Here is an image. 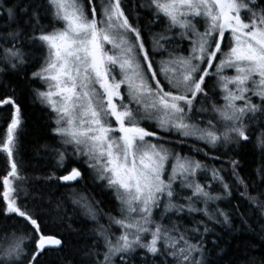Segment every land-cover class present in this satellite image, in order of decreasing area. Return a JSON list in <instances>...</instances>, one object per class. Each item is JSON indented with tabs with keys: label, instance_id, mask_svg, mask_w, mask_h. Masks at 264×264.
Instances as JSON below:
<instances>
[{
	"label": "snow or ice",
	"instance_id": "1",
	"mask_svg": "<svg viewBox=\"0 0 264 264\" xmlns=\"http://www.w3.org/2000/svg\"><path fill=\"white\" fill-rule=\"evenodd\" d=\"M125 7L0 0V74L19 75L30 58L39 65L24 77L53 116L56 144L45 145L53 171L36 179L79 183L82 161L118 202V215L101 223L87 197L73 200L95 223L81 264H207L209 225L231 223L212 205L235 190L264 215V191L251 194L234 158V147L252 143L261 155L252 185L264 186V0H141L135 21ZM171 65L179 72L169 75ZM8 87L0 82V106H10L0 142L10 166L0 177V264H43L63 242L46 232V213L20 186L22 111ZM190 140L204 159L183 154Z\"/></svg>",
	"mask_w": 264,
	"mask_h": 264
},
{
	"label": "trees",
	"instance_id": "2",
	"mask_svg": "<svg viewBox=\"0 0 264 264\" xmlns=\"http://www.w3.org/2000/svg\"><path fill=\"white\" fill-rule=\"evenodd\" d=\"M139 3L141 0H124L125 11L133 21L136 16L133 5ZM140 15V23L148 25L150 15L145 14L144 10H140ZM2 23L4 21L0 20V24ZM157 30L153 28V31ZM39 55V53H33L34 57ZM166 57L167 53L164 55V58ZM159 58L162 57L158 54L155 60L159 61ZM38 66V63L30 58V66L20 70L19 75L13 72L0 74V82L9 86L7 91L12 93L13 89L15 90L14 95L22 111L23 122L17 136L15 154V159L21 165V175L26 178L20 186L28 189L29 203L35 201L46 213V232L62 239L63 242L62 248L49 251L41 257L43 264H81L85 252L93 243L91 230L95 227V223L89 219L80 205L73 203L74 199H78L75 195L87 196L89 202L100 213L101 223H107L106 213L111 212L113 215H118V202L114 194L102 187L98 181H94L91 172L80 163L79 166L84 168V179L75 185L36 179V177L49 175L53 171L55 160L52 158L50 148H45V145L56 144L51 131L54 127L53 116L49 109L34 100L32 89L36 85L24 77L25 72L30 76ZM7 108L10 106H0V142L7 129V122L3 119L7 115ZM196 143L204 147L203 144ZM192 144L190 140L183 145V154L193 155L196 159H204L202 153L196 154L191 151ZM176 150L180 151V146H176ZM234 151L236 153L234 158L241 161L240 173L248 181L251 194L255 196L258 190L264 191V186L257 189L252 185V181L256 178V169L261 161L259 150L254 148L252 143H248L234 147ZM208 163L212 162L208 161ZM72 165L77 166V164H70L69 171ZM8 171H10V166L7 155L0 151V177L6 175ZM65 173L64 170H57V175ZM73 186L76 187L73 188ZM0 191H2V181H0ZM237 205H239V211L235 210ZM217 206L230 213L231 223L216 224L214 227L209 225L213 231L207 235L205 243L204 258L207 264H251L253 259L255 264H262L264 261V215L254 210L235 190L229 199L212 205L213 208ZM139 254L138 252L137 255Z\"/></svg>",
	"mask_w": 264,
	"mask_h": 264
},
{
	"label": "rangeland",
	"instance_id": "3",
	"mask_svg": "<svg viewBox=\"0 0 264 264\" xmlns=\"http://www.w3.org/2000/svg\"><path fill=\"white\" fill-rule=\"evenodd\" d=\"M99 3H100V0H99ZM203 30V28L201 27V31ZM108 47L109 48H111V45H108ZM185 48H187V44H185ZM182 55H187L188 53H187V51H184V53H181ZM164 59H167V57L166 58H164ZM161 60V58H159V61ZM160 71V68H159V66L157 65V72H159ZM168 72H169V75H173V74H175V73H177V72H179V67L177 66V65H171V66H169V68H168ZM228 74H232V71L231 70H228ZM161 78L163 79V76H161ZM83 167H86V166H84L83 165V163H82V161L81 162H79ZM54 164H55V162H54ZM73 164H75V163H73ZM72 167V166H71ZM90 171V170H89ZM92 174V173H91ZM76 184V183H75ZM75 184H73V185H75ZM76 186H73V188H75ZM81 196H83V197H85L84 195H82V194H80V195H75V197H78V199L81 197ZM87 197V196H86ZM79 205V204H78ZM83 210L85 211V209L83 208ZM86 212V211H85Z\"/></svg>",
	"mask_w": 264,
	"mask_h": 264
},
{
	"label": "water",
	"instance_id": "4",
	"mask_svg": "<svg viewBox=\"0 0 264 264\" xmlns=\"http://www.w3.org/2000/svg\"><path fill=\"white\" fill-rule=\"evenodd\" d=\"M66 174V173H65ZM64 175V174H63ZM63 183V182H62ZM73 184H75V182H71V183H69V184H67V185H73ZM57 238V237H56Z\"/></svg>",
	"mask_w": 264,
	"mask_h": 264
},
{
	"label": "flooded vegetation",
	"instance_id": "5",
	"mask_svg": "<svg viewBox=\"0 0 264 264\" xmlns=\"http://www.w3.org/2000/svg\"><path fill=\"white\" fill-rule=\"evenodd\" d=\"M73 166H76V165H72V167H73ZM70 169H71V168H70Z\"/></svg>",
	"mask_w": 264,
	"mask_h": 264
}]
</instances>
